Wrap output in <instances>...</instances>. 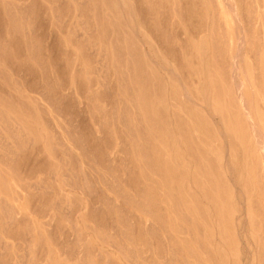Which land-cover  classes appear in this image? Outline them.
Segmentation results:
<instances>
[{
	"label": "rangeland",
	"instance_id": "rangeland-1",
	"mask_svg": "<svg viewBox=\"0 0 264 264\" xmlns=\"http://www.w3.org/2000/svg\"><path fill=\"white\" fill-rule=\"evenodd\" d=\"M3 1L11 13L52 18L60 52L25 60L36 79L23 85L47 96L22 95L28 122L14 120L26 113L21 99L0 105V147L29 140L35 159L17 168L0 159V264H264V155L244 125L256 120L264 139V0H128L126 13L112 0L103 21L89 8L100 1ZM116 21L128 31L116 32ZM35 40L26 32L27 56L47 52ZM137 49L148 86L138 82ZM0 66V78L14 77Z\"/></svg>",
	"mask_w": 264,
	"mask_h": 264
},
{
	"label": "bare ground",
	"instance_id": "bare-ground-1",
	"mask_svg": "<svg viewBox=\"0 0 264 264\" xmlns=\"http://www.w3.org/2000/svg\"><path fill=\"white\" fill-rule=\"evenodd\" d=\"M0 1H2V3H0V62H1V64H2V66L3 67H6V68H9L10 70H12L13 72H14V77H11V79H9V78H7L6 76H5V78L4 77H2V78H0V105H6V106H8V105H10V104H15L16 102H18V100L19 99H21L22 100V102H21V105L23 106V111H25L26 113H24V114H22L21 115V111L19 110L18 112H17V114H16V116L14 117V120L16 121V122H18V123H21V122H28L29 120H30V118H31V115H30V111H31V107L30 106H28V104H27V102H26V100H24L23 98H22V95H24V97H26V98H28V99H34L33 98V96L30 94V93H34V92H36V93H39V95L40 96H42L43 97V95H42V93H41V91H40V86H38L37 84H33V85H26L27 84V82L29 81H27L26 82V84L25 85H23V78H27V77H30V78H32V79H36V73L34 72V70L31 68V65L30 64H28L25 60H28L30 57L31 58H40V57H42L43 55H47V56H49V57H51V58H53L52 56H57L58 54H59V52H60V50H59V44L57 43V41L55 40V39H52V35H51V33H50V27L52 26V24H53V21H52V18H50L47 14H45V15H42V14H38V13H31V12H19V13H17V14H14V13H11V12H9V11H6L5 9H9L7 6H5V3H4V1L3 0H0ZM14 1V0H13ZM18 1H20V0H18ZM27 1V0H26ZM62 1H64V0H62ZM82 0H80V2H81ZM87 1V0H86ZM92 2L93 1H100V2H104V3H107V4H104L105 6H96V5H91L89 8L90 9H92V10H94V11H96V12H98V15L101 17V19H102V21L105 19L104 17L106 16V15H109V16H112V14H105V16L103 15V13H102V9H112L113 8V6L112 5H110V2L112 1V0H91ZM119 1H121V6L119 5L118 6V8L120 7L122 10H124V12L125 11H131V7L132 6H130V3L128 4V0H127V3H124L126 0H119ZM231 1V0H230ZM72 2V1H71ZM79 2V1H78ZM132 2V1H131ZM225 2V1H224ZM62 3V2H61ZM24 4H25V2H24ZM23 4V5H24ZM27 4V3H26ZM31 4H36V0H30V4H28V6H25V7H27V9L29 8V7H31ZM102 4V3H101ZM231 4V3H230ZM17 5V4H16ZM229 5V4H228ZM227 5V7L228 8H230V6H228ZM13 6V5H12ZM18 6V5H17ZM211 6V5H210ZM232 6H234V5H232ZM22 7V5L20 6V8ZM86 7V5L83 3H79L78 5H74V12L76 11V9L77 10H81V9H83V8H85ZM136 8V7H135ZM18 9V8H17ZM21 9H23V8H21ZM47 9L48 10H51V9H53V7H51V6H48L47 7ZM24 10V9H23ZM210 11V10H209ZM132 12V11H131ZM131 12H129L130 14H131ZM126 13V12H125ZM128 13V12H127ZM129 14V15H130ZM236 14V13H235ZM123 15V14H122ZM126 15V14H125ZM132 15V14H131ZM233 15V14H232ZM78 15L77 14H74L73 15V19L75 18V17H77ZM128 15H126V16H124L125 18L127 17ZM133 16V15H132ZM236 16V15H235ZM134 17V16H133ZM132 17V28H133V25H136V24H133L134 23V18ZM141 17H142V19H143V16L141 15ZM110 18V17H109ZM72 19V18H71ZM72 19V20H73ZM126 19H128V18H126ZM78 20H80L79 19V17H78ZM81 20H83V19H81ZM74 21V20H73ZM110 20H108V22H109ZM129 21V19L127 20V22ZM237 21V20H236ZM113 22V21H112ZM120 22V21H119ZM126 22V23H127ZM130 22V21H129ZM128 22V23H129ZM64 23V22H63ZM72 23V22H71ZM110 23V22H109ZM122 23V22H121ZM221 22H219V24H220ZM111 24V23H110ZM125 24V23H124ZM222 24V23H221ZM76 25H77V23H76ZM118 25V26H117ZM128 24H125V28H126V26H127ZM240 25V24H239ZM79 26V25H78ZM123 26V24H120V23H118L117 24V21L116 22H114V25H113V27H116V32H120V31H122V30H124L125 28H123L122 27ZM135 28H137V26H134ZM223 27V26H222ZM71 28V27H70ZM131 28V27H130ZM75 29V28H74ZM78 29V28H77ZM33 30H36V42L34 43L35 45H37L38 46V48H40V47H42L43 45H45V48L47 49V52H44V51H37V52H31L30 54H29V56H27V54H26V45H25V42H24V39H25V34H26V32H29L30 33V31H33ZM93 30V29H92ZM126 30L128 31V29L126 28ZM137 30V34H138V28L137 29H135L134 31H136ZM225 30V29H224ZM132 31H133V29H132ZM80 32V31H79ZM83 32H84V30H83ZM90 32V31H89ZM140 32V31H139ZM222 32V31H221ZM88 33V32H87ZM103 33V32H102ZM122 33V32H121ZM134 33V32H133ZM236 33V32H235ZM79 34H81V33H79ZM79 34L77 35V36H79ZM84 34H85V32H84ZM67 35V34H66ZM123 35V34H122ZM174 35V34H173ZM176 35V34H175ZM85 35H83V37H84ZM87 36V35H86ZM138 36V35H137ZM136 36V37H137ZM172 36V35H171ZM237 36V35H236ZM149 37H150V35H149ZM138 38H139V36H138ZM137 38V39H138ZM239 38V37H238ZM140 39V38H139ZM83 40V39H82ZM89 40V39H88ZM108 40V39H107ZM143 40H144V38H143ZM142 40V41H143ZM242 40V39H241ZM64 41V40H63ZM139 41H141V40H139ZM141 41V42H142ZM147 41V40H146ZM225 41V40H224ZM144 42V41H143ZM142 42V43H143ZM150 42V41H149ZM149 42H148V44H149ZM146 44H147V42H145ZM202 43V42H201ZM239 43V42H238ZM242 43V42H241ZM152 44V43H151ZM150 44V45H151ZM85 45V44H84ZM70 46V45H69ZM152 46H153V48L155 47L153 44L151 45V46H149L148 48H149V50L150 49H152ZM201 46V45H200ZM70 47H72V45L70 46ZM52 48H57V49H53V51H52ZM146 48V47H145ZM145 48H143V49H145ZM178 48V47H177ZM40 49H42V48H40ZM72 49V48H71ZM147 50V49H146ZM153 51H155L156 49L154 48V49H152ZM67 51H73V50H67ZM137 51V52H136ZM135 51V61H136V63H137V67H138V70H139V76H140V73H141V76H140V78H138V82L141 84H143L144 86H148V85H150V82L148 81V78H147V76L145 75V74H143L142 72H143V70H142V67H140V66H143L144 65V60H142L141 59V57H142V55H141V52L137 49ZM241 51V50H240ZM147 53H148V50L146 51ZM157 51H155L154 53V55H156L157 53H156ZM202 53V52H201ZM152 54V53H151ZM244 54V53H243ZM122 55V54H121ZM148 55H150V53L148 54ZM219 55V54H218ZM27 56V57H26ZM153 56V55H152ZM158 55H156V58H158L157 57ZM235 56V55H234ZM233 56V57H234ZM149 58H150V56H148ZM154 57V56H153ZM161 57V56H160ZM202 57H204L203 56V54H202ZM206 57V56H205ZM159 59H161V58H159ZM204 59V58H203ZM237 59H239V58H237ZM151 61H152V59H150ZM157 60V59H156ZM156 60H154V61H156ZM220 60V59H219ZM153 61V62H154ZM232 61H233V59H232ZM242 61V60H241ZM157 62V61H156ZM158 62H160V64H166L165 62H163V63H161V61L159 60ZM207 62V61H206ZM243 62V61H242ZM169 63V62H168ZM202 63H204L203 61H202ZM156 65L158 64V63H155ZM154 64V65H155ZM155 65V66H156ZM168 65V64H167ZM170 65V64H169ZM203 66V65H202ZM210 66V65H209ZM236 66V65H235ZM1 67V66H0ZM157 67V66H156ZM163 67H165V66H163ZM167 67V66H166ZM165 67V68H166ZM161 68H162V65H161ZM169 67H167L166 69H168ZM3 69H5V68H3ZM3 69L2 68H0V71H2V72H4L3 71ZM98 69V68H97ZM203 69V68H202ZM209 69H210V67H209ZM204 70V69H203ZM104 71V70H103ZM164 71V70H163ZM170 71V72H169ZM187 71V70H186ZM1 72V73H2ZM7 72V71H6ZM114 72V71H113ZM159 72H160V70H159ZM167 72V71H166ZM168 72L169 73H171V69H168ZM233 73H235V72H233ZM3 74V73H2ZM127 74V73H126ZM176 74V73H175ZM174 74V75H175ZM183 74H185V73H183ZM193 74V73H192ZM206 74V73H205ZM238 74V73H237ZM161 75V74H160ZM168 75H170V74H168ZM171 75L173 76V73H171ZM177 75V74H176ZM186 75V74H185ZM0 76H1V74H0ZM4 76V75H3ZM117 76V75H116ZM85 77V76H84ZM163 77V76H162ZM171 77V76H170ZM176 77V76H175ZM178 75H177V81H179V79H178ZM203 77H204V75H203ZM165 78V77H164ZM205 79H206V76L204 77ZM166 79V78H165ZM173 79H175L174 77H173ZM239 78H237V80H238ZM203 80V79H202ZM207 80V79H206ZM165 81H167V80H165ZM185 81V80H184ZM234 82L236 81V80H233ZM30 82V81H29ZM114 82V81H113ZM240 82V81H239ZM21 83H22V85H23V88L20 90V88H19V85H21ZM31 83V82H30ZM48 83V82H47ZM180 84H182L181 82H179ZM202 82H200V84H201ZM208 83V82H207ZM206 83V84H207ZM241 83V82H240ZM72 84V83H71ZM236 84V83H235ZM238 84V83H237ZM117 85V84H116ZM200 86V85H199ZM198 86V87H199ZM202 86H204V85H202ZM208 86V85H207ZM109 87V86H108ZM182 87H183V85H182ZM197 87V88H198ZM209 87V86H208ZM232 87V86H231ZM239 87V86H238ZM72 88V87H71ZM95 88H96V86H95ZM129 89V88H128ZM183 89H185V87L183 88ZM209 89V88H208ZM207 89V90H208ZM234 89V88H233ZM235 89H236V87H235ZM240 89H241V87H240ZM158 90H159V87H158ZM186 90V89H185ZM184 90V91H185ZM200 90H201V88H200ZM206 90V89H205ZM217 90V89H216ZM23 91V92H22ZM108 91V90H107ZM155 91V90H154ZM80 92V91H79ZM109 92V94H110V91H108ZM129 92H131V91H129ZM188 92V91H187ZM208 92V91H207ZM234 92V91H233ZM238 92V91H237ZM22 93H24V94H22ZM200 93H202V92H200ZM183 92H182V96H183ZM206 94V93H205ZM213 94V93H212ZM239 94H240V92H239ZM119 95V94H118ZM185 96H186V98L187 99H191L190 101L192 102L194 99L190 96V94H188V93H185L184 94ZM207 95V94H206ZM233 95V94H232ZM37 96V95H36ZM122 96V95H121ZM120 96V97H121ZM205 96V95H204ZM209 96H210V92H209ZM235 96V95H234ZM167 97H168V95H167ZM44 100H46L47 99V96H45L44 95ZM210 98V97H209ZM38 99H40V101H41V98H38ZM122 99H123V97H122ZM240 99H242L241 97H240ZM69 100V99H68ZM204 100H205V97H204ZM206 100H208V102H210V99H207L206 98ZM194 102V101H193ZM246 102V101H245ZM61 104H65V102L64 101H62V102H60ZM119 103V102H118ZM194 103H197L198 105H201V104H199L197 101H195ZM193 103V104H194ZM206 103V102H205ZM204 103V104H205ZM45 104V103H44ZM16 105V104H15ZM207 105H209V107H210V103H208ZM65 106V105H64ZM250 106V105H249ZM82 107V106H81ZM80 107V108H81ZM21 107H19L18 109H20ZM40 108V107H39ZM47 108H49V107H47ZM73 108V107H72ZM243 108V107H242ZM14 109H16V108H14ZM50 109V108H49ZM67 109V108H66ZM83 109V108H82ZM244 109V108H243ZM17 110V109H16ZM133 110V109H132ZM170 110V109H169ZM2 111V110H1ZM51 111V110H50ZM69 110H67V112H68ZM75 111H76V108H75ZM83 111V110H82ZM248 112H249V110H247ZM247 111L245 110V113H247ZM47 112H49V111H47ZM78 112V111H77ZM80 112V111H79ZM209 112H211V109L209 108ZM15 113H16V111H15ZM112 113H114V111L112 112ZM171 112L169 111V114H170ZM207 113H208V109H207ZM242 113V112H241ZM50 114V112L48 113V115ZM71 115L73 114V111H71V113H70ZM212 114V113H211ZM211 114H209V115H211ZM250 115H251V113H249ZM61 115V114H60ZM122 115V114H121ZM123 116V115H122ZM50 117V116H49ZM171 117V116H170ZM216 117V116H215ZM246 117H247V114H246ZM52 118V117H51ZM58 118V117H57ZM219 118V117H218ZM248 118V117H247ZM251 118V117H250ZM139 119V118H138ZM213 119V118H212ZM83 120V119H82ZM122 120H124L123 119V117H122ZM171 120V119H170ZM232 120V119H231ZM49 121V120H48ZM77 121V120H76ZM172 121V123H173V119L171 120ZM220 121V120H219ZM247 121H249L248 123H244V125L245 124H248L249 125V127L251 128V130H253V131H256L255 133V136H257V138L260 136V138H262V136L263 135H260V133H258L257 132V128H258V123L256 122V120L254 121V120H248L247 119ZM123 122V121H122ZM215 122H218V119H217V121H215ZM214 122V123H215ZM237 122V121H236ZM8 123V122H7ZM72 123V122H71ZM74 123V122H73ZM68 124V123H67ZM218 124V123H217ZM221 124V122H219V125ZM242 124V123H241ZM74 125V124H73ZM95 125H99V121H95L94 122V129L93 130H91V133L93 134V135H95L96 134V131H97V129L95 128ZM2 126V125H1ZM120 126V125H119ZM240 126V125H239ZM73 127V126H72ZM217 127V126H216ZM219 127V126H218ZM222 127V126H221ZM220 129V128H219ZM122 130V129H121ZM243 130V129H242ZM2 131V130H1ZM68 131V130H67ZM219 131V130H218ZM247 131V130H246ZM220 132V131H219ZM261 132V131H260ZM221 133V132H220ZM246 133V132H245ZM244 133V134H245ZM3 134V133H2ZM63 134V133H62ZM225 134V133H224ZM223 134V132L221 133V136H223L224 135ZM71 135V134H70ZM228 136H226L227 137V140L228 141H230V139L228 138L229 137V133L227 134ZM96 136H97V134H96ZM103 136V135H102ZM253 136V135H252ZM8 139H10V136L8 135ZM13 137V136H12ZM224 137V136H223ZM244 137V136H243ZM15 138V137H14ZM62 138H63V136H62ZM67 138V137H66ZM84 138V137H83ZM123 138V137H122ZM125 138V137H124ZM123 138V139H124ZM247 138V137H246ZM254 138V137H253ZM256 138V140L254 141V144H253V147H254V151H255V153L257 154V155H264V139L262 138V139H257ZM224 139H226V138H224ZM223 139V140H224ZM232 139V138H231ZM4 141V140H3ZM119 141V140H118ZM228 141H226L227 143H228ZM251 141V140H250ZM89 146H92V147H94V148H96V145L93 143V140L92 139H89ZM124 142V141H123ZM224 142H225V140H224ZM232 142H234V140L232 141ZM62 143V142H61ZM234 144V143H233ZM237 144V143H236ZM235 144V148H237L238 149V145H236ZM5 145V147H0V159H7V160H9V161H11V163L13 162L14 163V166L17 168L18 166H20V164H22L24 167L27 165V164H30V161H32V162H34L35 163V159H34V153H32V152H30V150H28L30 147H33V145L31 146V144L29 143V140H26L25 142H19V141H17L16 139H10L7 143H5L4 144ZM62 145V144H61ZM226 145V144H225ZM230 145V144H229ZM120 146V145H119ZM135 146V145H134ZM223 146H224V144H223ZM231 146H232V144H231ZM237 146V147H236ZM117 147V146H116ZM226 147V146H225ZM224 147V148H225ZM70 148H72V147H70ZM86 148V147H85ZM118 148V147H117ZM223 148V149H224ZM233 148H234V145H233ZM116 149V148H115ZM226 149V148H225ZM84 150V149H83ZM86 150H87V148H86ZM117 150V149H116ZM123 150V149H122ZM126 150V149H125ZM228 150V149H227ZM227 150H225L224 152H228ZM109 151V150H108ZM144 151V150H143ZM166 151H167V149H166ZM241 150H240V148H239V152H240ZM110 153V152H109ZM126 153V152H125ZM237 153H238V151H237ZM83 154H84V152H83ZM228 154V153H227ZM88 155V154H87ZM111 155H112V153H111ZM148 155V154H147ZM155 155V154H154ZM171 155V154H170ZM236 156V158L238 157V156H241V155H238V154H235ZM225 156H226V154H225ZM228 156V155H227ZM115 157V156H114ZM133 157H135V156H133ZM152 157V156H151ZM228 158H229V156H228ZM239 158V157H238ZM121 159V158H120ZM226 159H227V157H226ZM240 159V158H239ZM116 160V159H115ZM225 160V159H224ZM230 160V159H229ZM228 159H227V161H229ZM105 161V160H104ZM150 161H151V159H150ZM235 161H237V159L235 160ZM235 161H234V163H235ZM147 162V161H146ZM238 163H239V160L237 161ZM117 163V162H116ZM134 163V162H133ZM150 163V162H149ZM233 163V164H234ZM238 163H236L235 165L236 166H238L239 164ZM104 164V163H103ZM137 164H138V162H137ZM229 164V163H228ZM106 165V164H105ZM135 165V164H134ZM230 165V164H229ZM254 165H255V163H254ZM1 166V165H0ZM103 166V165H102ZM236 166H235V168H236ZM24 167L22 168V169H24ZM114 167V166H113ZM140 167V166H139ZM148 167V166H147ZM229 167V166H228ZM233 167H234V165H233ZM4 168V167H3ZM13 168V167H12ZM143 168V167H142ZM231 168V167H230ZM114 169V168H113ZM117 169V168H116ZM136 169V168H135ZM237 169V168H236ZM240 169H242V167H240L239 166V171H240ZM102 170V169H101ZM137 170V169H136ZM235 170V169H234ZM246 170V169H245ZM255 170V169H254ZM7 171H8V169H7ZM147 171V170H146ZM233 171V170H232ZM237 171H238V169H237ZM105 172V171H104ZM114 172V171H113ZM66 173V172H65ZM254 173H256V171L254 172ZM14 174V173H13ZM30 174V173H29ZM32 174V173H31ZM127 174V173H126ZM238 174V173H237ZM21 175V174H20ZM23 175H24V173H23ZM39 175V174H38ZM154 175V174H153ZM245 175V174H244ZM31 176V175H30ZM34 176V175H33ZM119 176V175H118ZM117 176V177H118ZM129 177V176H128ZM40 178V177H39ZM146 178V177H145ZM148 178V177H147ZM255 178H256V176H255ZM38 179V178H37ZM42 179V178H41ZM156 179H157V177H156ZM120 180V179H119ZM223 180V179H222ZM9 181V180H8ZM123 181H124V179H123ZM263 181V180H262ZM124 182H126V181H124ZM72 183V182H71ZM77 183V182H76ZM89 185V184H88ZM95 185V184H94ZM94 185H90V186H94ZM37 186V185H36ZM4 187V186H3ZM61 187V186H60ZM76 188V187H75ZM79 188V187H78ZM190 188V187H189ZM188 188V189H189ZM4 189H5V187H4ZM28 189V188H27ZM59 189V188H58ZM81 189V188H80ZM33 190V189H32ZM91 190V189H90ZM143 190V189H142ZM186 190V189H185ZM34 191V190H33ZM36 191V190H35ZM49 191V190H48ZM60 191V190H59ZM88 191V190H87ZM147 191V190H146ZM175 191V190H174ZM50 192H52V190L50 191ZM53 192H55V191H53ZM89 192V191H88ZM147 193V192H146ZM89 194V193H88ZM54 197V196H53ZM147 197V196H146ZM65 198V197H64ZM91 198V197H90ZM66 199H70V198H66ZM87 199V198H86ZM96 199V198H95ZM140 199V198H139ZM3 200V199H2ZM23 200H24V198H23ZM56 200H57V198H56ZM88 200V199H87ZM111 200V199H110ZM136 200V199H135ZM15 201V200H14ZM65 201V200H64ZM63 201V202H64ZM139 201V200H138ZM1 202V201H0ZM4 202V201H3ZM88 202V201H87ZM7 203V202H6ZM78 203V202H77ZM90 203V202H89ZM11 204V203H10ZM13 204V203H12ZM81 204H82V202H81ZM6 205V204H5ZM15 206H16V204H14ZM91 205V204H90ZM226 205V204H225ZM255 205V204H254ZM9 206V205H8ZM84 206V205H83ZM219 206V205H218ZM85 207V206H84ZM98 207V206H97ZM64 208V207H63ZM209 208V207H208ZM220 208V207H219ZM233 208V207H232ZM231 208V209H232ZM235 208V207H234ZM8 209V208H7ZM19 209V208H18ZM83 209V208H82ZM86 209V208H85ZM126 209V208H125ZM230 209V210H231ZM36 210V209H35ZM86 212H87V210H85ZM99 211V210H98ZM229 211V210H228ZM225 212V211H224ZM227 212V211H226ZM86 214V213H85ZM50 215V214H49ZM75 217V216H74ZM86 217V216H85ZM105 217V216H104ZM236 217V216H235ZM37 219V218H36ZM77 219V218H76ZM87 219H88V217H87ZM107 220V219H106ZM30 221H31V219H30ZM42 221V220H41ZM101 221V220H100ZM46 223V222H45ZM96 223H98V222H96ZM53 225V224H52ZM104 225V224H103ZM47 228V227H46ZM151 228V227H150ZM157 228V227H156ZM202 230V229H201ZM64 232V231H63ZM79 232V231H78ZM8 233V232H7ZM41 233V232H40ZM39 233V234H40ZM48 233V232H47ZM62 233V232H61ZM68 233H70V231H68ZM42 234V233H41ZM63 234V233H62ZM80 234V233H79ZM157 234V233H156ZM50 235V234H49ZM70 235V234H69ZM264 235V234H263ZM31 236V235H30ZM40 237V236H39ZM43 237H45L44 235H43ZM6 238H8V237H6ZM27 238V237H26ZM43 239V238H42ZM71 240V239H70ZM69 240V241H70ZM3 241V240H2ZM47 241V240H46ZM19 242V241H18ZM3 243V242H2ZM49 243V242H48ZM77 243V242H76ZM11 243H9V245H10ZM78 244V243H77ZM80 245V244H79ZM83 245H86V244H83ZM92 245H94V244H92ZM1 246V245H0ZM39 247V246H38ZM89 247V246H88ZM19 248V247H18ZM85 248V247H84ZM99 248V247H98ZM165 248V247H164ZM68 249V248H67ZM8 250V249H7ZM12 250H14V249H12ZM27 251V250H26ZM33 251V250H32ZM75 251V250H74ZM73 251V252H74ZM80 251H81V249H80ZM84 251V250H83ZM203 253V252H202ZM9 254V253H8ZM27 254V253H26ZM44 254H45V252H44ZM43 254V255H44ZM104 254V253H103ZM74 255V254H73ZM81 255H82V253H81ZM84 255V254H83ZM204 255V254H203ZM42 256V255H41ZM66 256H68V255H66ZM101 256H102V252H101ZM147 257V256H146ZM167 257V256H166ZM66 258V257H65ZM72 258V257H71ZM84 258H86V256L84 255ZM179 259V258H178ZM83 260H85V259H83ZM109 260V259H108ZM180 260V259H179ZM193 260H194V258H193ZM178 261V260H177ZM230 261V260H229ZM85 262V261H84ZM92 262H94V261H92ZM205 262V261H204ZM61 263V262H60ZM71 263H73L72 261H71ZM83 263V262H82ZM86 263V262H85ZM31 264V263H30ZM62 264V263H61ZM84 264V263H83ZM95 264V263H94ZM206 264V263H205ZM208 264V263H207Z\"/></svg>",
	"mask_w": 264,
	"mask_h": 264
}]
</instances>
